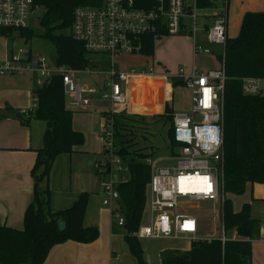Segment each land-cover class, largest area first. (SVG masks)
<instances>
[{"label":"trees","instance_id":"obj_1","mask_svg":"<svg viewBox=\"0 0 264 264\" xmlns=\"http://www.w3.org/2000/svg\"><path fill=\"white\" fill-rule=\"evenodd\" d=\"M200 10L218 7L216 0H195ZM151 5L147 9L152 8ZM227 4L229 0H226ZM103 0H34V5L44 10L39 24L41 38L52 43L56 66L84 70L90 66V54L83 43L71 36L73 13L76 8H99ZM28 43L33 37L29 29L15 30ZM11 30H0V36H9ZM58 32V33H57ZM66 32V33H65ZM167 37L166 33L143 38L141 54L153 56L155 39ZM225 82L223 89V193L241 196L247 183L264 184V92L258 96H244L241 79L251 77L264 80V12L244 13L238 35L227 39L223 48ZM30 54V53H29ZM222 56L218 57L221 61ZM173 86H182L172 79ZM33 95L36 109L33 120L42 121L46 128L42 147L36 151L31 169L33 179L32 201L23 215V228L15 230L0 226V264H43L50 250L71 241L92 244L99 238L96 227H85L83 219L89 196L79 195L69 208L52 212L49 208L50 192L41 183L49 176L59 155L73 153L84 144V135L73 130V113L66 109L62 81L54 76ZM173 109L166 106L163 115L151 116L164 120L168 129L167 153L174 154L177 144L173 140ZM145 117L118 114L113 116L115 137L119 141L118 155L128 169L129 180L115 186L116 202L124 218V240L137 264H147L139 240L135 237L142 225L147 202L146 189L150 168L144 160L154 156L153 151L136 148L135 140L146 138ZM100 163L97 164L99 166ZM65 223L63 230L59 224ZM222 225L225 234L235 231L240 240L221 243L219 237L211 241H194L187 251L168 250L160 254L161 264H251V241L259 236V222L251 218L250 205L243 204L238 212L226 198Z\"/></svg>","mask_w":264,"mask_h":264},{"label":"built area","instance_id":"obj_2","mask_svg":"<svg viewBox=\"0 0 264 264\" xmlns=\"http://www.w3.org/2000/svg\"><path fill=\"white\" fill-rule=\"evenodd\" d=\"M227 2L219 7L200 10L195 0H103L99 8H76L73 13L71 36L83 43L90 55L110 58V69L98 75L108 80L101 86H88L80 82V75H91L89 67L73 70L65 66L49 64L39 55L20 50L11 53L0 64V76L29 74L37 78L39 87L54 76L62 81L65 99L71 107L99 109L103 122L99 130L105 161L97 166L96 172L104 191L103 205L114 202L115 186L129 180L128 169L118 155L113 116L129 115L127 90L132 82L155 75L153 67L148 71L117 70L116 58L123 54L141 53L143 38L147 35L166 33L179 36L184 31H197L196 21L204 12H211L213 22L206 31L207 41L224 48L226 41ZM42 8L34 0H0V30L26 29V22L35 11ZM186 21L190 22L188 26ZM28 29V28H27ZM194 55H210L209 50L195 44ZM216 70L205 73L194 68L190 73L180 70L171 76H161L168 83L179 79L190 92V109L187 113H172L173 140L177 144L174 154L163 158L144 160L150 168V180L146 189V224L140 226L135 237L138 240L184 239L211 241L212 236L201 237L207 217L220 222L219 239L224 244L226 236L223 225L224 150H223V89L225 82L224 53ZM91 63V62H90ZM244 96H258L264 92V80L241 79ZM31 108L21 110L27 115L36 109V98L31 99ZM164 114V113H163ZM162 113L138 114L156 116ZM164 163L165 165H160ZM114 177H117L115 180ZM117 225L124 227V218L116 210L111 212Z\"/></svg>","mask_w":264,"mask_h":264},{"label":"crops","instance_id":"obj_3","mask_svg":"<svg viewBox=\"0 0 264 264\" xmlns=\"http://www.w3.org/2000/svg\"><path fill=\"white\" fill-rule=\"evenodd\" d=\"M226 5L228 14V4ZM246 12H264V9L260 6L250 7L241 4L237 32L231 37L228 36L226 25L227 39H233L238 35L239 24L241 25L242 17ZM212 22L211 12H204L196 21L197 27L201 25L200 32L208 44L211 43L207 41L206 31L211 27ZM186 24L189 26L190 22L186 21ZM195 34L193 36L187 29L179 36H167L171 38L163 40L162 47L172 42L179 52L177 55L187 74L193 68L197 71L201 70L199 71L201 73L216 70L219 66L218 57L223 56V48L214 58L201 55L214 59L213 62L216 63H213V68L207 69L197 65L196 55L193 54V47L197 44ZM10 52L12 53L6 47L4 54ZM27 52L31 54L30 51ZM211 54L214 55L212 52ZM167 61L170 62L168 58ZM23 76L0 77V226L15 230L23 228V215L32 201L31 169L36 159V151L42 147V136L46 128L44 122L33 120L32 113L20 114L21 110L28 111L31 108V99L36 90L33 81L35 76L30 75L32 78ZM65 101L66 109L73 113L72 128L82 133L85 141L83 146L75 148L72 154H62L56 158L48 178L41 183V186L47 187L50 192L49 208L54 213L71 207L80 194H88L89 200L83 225L96 227L99 230V238L88 245L71 241L56 245L50 250L43 264H137L125 243V228L118 226L111 214L116 200L108 206L103 205L104 198L100 199L98 194L100 179L96 169L97 164L103 161L101 159L103 148L99 138V130L103 122L100 111L96 107L78 109L71 107L66 99ZM148 107L144 108L150 112L159 111ZM232 197L235 195H226V198L232 202L234 212H238L241 206L247 203L250 205L251 218L259 222V236L251 241L250 263L264 264V184L246 185L244 194L239 197L241 202L236 208ZM199 235L207 237L201 232ZM226 236L229 240H240L235 231L228 232ZM178 242L182 244L181 247L173 245L175 243L179 246ZM139 243L147 264H161L160 254L164 251H187L191 246V243L184 239H143L139 240Z\"/></svg>","mask_w":264,"mask_h":264},{"label":"rangeland","instance_id":"obj_4","mask_svg":"<svg viewBox=\"0 0 264 264\" xmlns=\"http://www.w3.org/2000/svg\"><path fill=\"white\" fill-rule=\"evenodd\" d=\"M221 3V0H216L217 5H221ZM241 4L250 7L260 6L264 9V0H229L226 25L227 35L230 37L235 35L237 32V20ZM43 14V9L35 11L32 18L26 22L27 28L33 33V37L28 43H25L24 39L19 37L17 31L11 32V34L6 37L0 36V64H3L11 53L10 52L7 55L4 54L6 47L15 55H17L20 50L30 51L32 55L44 57L49 64L54 63L55 50L52 43L41 38L43 29L39 24V19L43 16ZM197 29V34H195L197 44L203 49L214 53V55L210 54V57L212 56L214 58L216 55H219L222 52V47L214 44H208L204 35L200 32L201 25L198 26ZM167 38L171 37H161L154 40V57H147L141 53L130 55L123 54L118 56L115 61V67L117 70L126 71L133 69L140 72L143 70L148 71L150 67L154 68V76L132 82L128 87L126 95L128 103L127 110L131 113L129 116L145 117L144 126L147 128V134L145 135L146 138H143L141 135L137 136V139L135 140V143L137 144L136 148L145 149V152L147 153L153 151L154 158H163L167 155L168 129L170 128V124L167 123L165 125V122L162 119H153L151 116H140L138 114H163L166 111V106L171 107L174 113H187L190 109V92L183 86L174 87L171 82L168 83L166 79L161 77L175 75L180 70H184V65L177 55L179 52L172 42H169L165 47H162L161 42L163 40H167ZM195 57L197 65L204 66L207 69L213 68L216 63L213 62L214 59H209L208 57H203L201 55H196ZM167 58L170 62L167 61ZM90 59L91 63L89 69L94 73L91 75H80L78 78L82 84L96 88V86H101L108 80L105 75H98L97 72L102 73L110 69L111 60L109 57L104 55H90ZM205 72L208 71H203V73ZM23 77L32 78L29 74H24ZM33 81L35 89H37L39 87L37 79L34 77ZM144 107L156 108L159 111L150 112ZM115 143L116 146L119 147V141L117 138ZM101 159H103V162L106 160L103 156ZM160 165L165 164L161 163ZM249 184L251 183H247V185ZM254 184L256 183H253V185ZM98 194H100V199L104 198L105 193L101 185ZM239 197L240 196H235L231 198L235 208L238 207L241 202ZM113 209L120 213L119 205L116 202L113 203ZM145 222L146 218H143L142 225L146 224ZM204 223L205 226L201 230V234L212 237H219L221 235L220 222H218L215 217H207ZM173 245L176 247L182 246L180 243L179 246L175 243Z\"/></svg>","mask_w":264,"mask_h":264},{"label":"water","instance_id":"obj_5","mask_svg":"<svg viewBox=\"0 0 264 264\" xmlns=\"http://www.w3.org/2000/svg\"><path fill=\"white\" fill-rule=\"evenodd\" d=\"M114 179L116 180L117 177H114ZM114 198L117 199V195H116V194H114ZM64 228H65V223H64V222H61V223L59 224V229H60V230H63Z\"/></svg>","mask_w":264,"mask_h":264}]
</instances>
